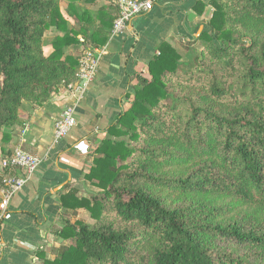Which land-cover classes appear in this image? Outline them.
<instances>
[{
	"label": "trees",
	"instance_id": "16d2710c",
	"mask_svg": "<svg viewBox=\"0 0 264 264\" xmlns=\"http://www.w3.org/2000/svg\"><path fill=\"white\" fill-rule=\"evenodd\" d=\"M78 1L63 15L59 0H0L1 158L76 81L64 50L109 40L116 8ZM207 5L194 37L159 44L124 94L83 175L98 192L57 193L63 244L43 264H264V0ZM49 29L61 35L45 56ZM80 210L92 224L71 222Z\"/></svg>",
	"mask_w": 264,
	"mask_h": 264
},
{
	"label": "crops",
	"instance_id": "0c3cea01",
	"mask_svg": "<svg viewBox=\"0 0 264 264\" xmlns=\"http://www.w3.org/2000/svg\"><path fill=\"white\" fill-rule=\"evenodd\" d=\"M208 1L162 0L150 13L133 19L126 30L109 37L102 46L104 54L96 75L81 93L61 89L44 107L33 113L26 127L18 130L14 148L20 145L36 155L40 164L14 194L4 214L0 225L3 240L0 264H43V260L53 258L51 249L58 248L61 243L50 233L52 227H61L59 213L62 210L57 193L66 183H70L80 195L96 193L90 190L95 189L83 179V175L92 166L93 154L104 130L118 116L124 94L134 90L136 75L146 73L147 64L159 44L164 41L173 44L194 37L199 24L208 19ZM67 3V0H59L63 15ZM78 3L81 4L82 0ZM111 5L110 0H96L86 8L95 13ZM66 20L70 27L77 23L74 17ZM60 35L54 29L45 33V56L53 51V38ZM77 38L80 44L66 48L65 55L76 58L80 54L83 38L81 35ZM66 108L74 110L76 125L65 138L56 140L54 121ZM81 212L85 211H78Z\"/></svg>",
	"mask_w": 264,
	"mask_h": 264
},
{
	"label": "built area",
	"instance_id": "2783aa9c",
	"mask_svg": "<svg viewBox=\"0 0 264 264\" xmlns=\"http://www.w3.org/2000/svg\"><path fill=\"white\" fill-rule=\"evenodd\" d=\"M116 8V17L113 21L110 37H114L124 30L139 16L150 13L162 0H110ZM104 48L83 50L78 59L76 81L67 86L66 91L81 93L87 85L93 81ZM76 125L74 110L66 108L62 110L54 121V137L61 140L67 136L69 131ZM40 164V159L27 151L20 145L16 146L10 156L0 157V173L2 177L0 188V225L8 205L16 192L29 180ZM3 251V240L0 232V259Z\"/></svg>",
	"mask_w": 264,
	"mask_h": 264
},
{
	"label": "rangeland",
	"instance_id": "374dc122",
	"mask_svg": "<svg viewBox=\"0 0 264 264\" xmlns=\"http://www.w3.org/2000/svg\"><path fill=\"white\" fill-rule=\"evenodd\" d=\"M210 13H211V8H210V11L207 13V16H208V18H209V16H210ZM207 18V17H206ZM208 20V19H207ZM182 41H183V44H186V39L185 40H183L182 39ZM181 41V42H182ZM185 42V43H184ZM79 55L77 54V57H78ZM76 57V58H77ZM55 95V94H54ZM53 95V96H54ZM52 96V97H53ZM95 190H92V189H90L92 192H98V190L96 189V188H94ZM90 193V192H89ZM76 219H78V220H81V221H83V222H85V223H87V224H92L93 223V221L89 218V216H88V214L86 213V212H81V213H77V216L76 217H74V218H72L71 219V222H73L74 220H76ZM64 243H66V242H64ZM61 244H63V242H61L60 244H59V246L61 245Z\"/></svg>",
	"mask_w": 264,
	"mask_h": 264
},
{
	"label": "water",
	"instance_id": "95a60500",
	"mask_svg": "<svg viewBox=\"0 0 264 264\" xmlns=\"http://www.w3.org/2000/svg\"><path fill=\"white\" fill-rule=\"evenodd\" d=\"M201 31H202V28H199L197 33H196V36H198Z\"/></svg>",
	"mask_w": 264,
	"mask_h": 264
}]
</instances>
